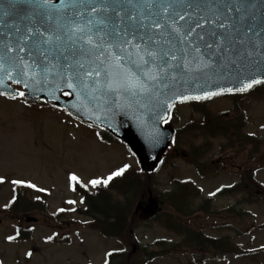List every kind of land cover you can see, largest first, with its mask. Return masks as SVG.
<instances>
[{
  "label": "rangeland",
  "instance_id": "obj_1",
  "mask_svg": "<svg viewBox=\"0 0 264 264\" xmlns=\"http://www.w3.org/2000/svg\"><path fill=\"white\" fill-rule=\"evenodd\" d=\"M207 107L214 115L234 113L231 100L224 96L213 99ZM244 109L249 115L244 133L264 143V98L255 95L247 97ZM174 113L170 125L175 129H181L192 118H198L192 114V107L188 103L175 106ZM221 142L220 139L214 141L213 152L203 161L217 155ZM201 143L198 140L196 145ZM249 148L250 152L258 150L254 146ZM247 155L240 154L230 162L225 160L228 162L225 170L207 177L201 176L185 159L170 157L159 172L154 186L159 198L171 189L174 179L193 181L203 190V197L214 198L218 212L223 213L230 207L237 211L243 209L242 217L220 214L205 221L201 214L200 219L192 222L198 223L206 237H230V243L239 246L240 251L221 256L213 250L211 255H207L203 251L184 247V236L177 237L160 224L150 222L140 225L134 232L139 250L134 255L135 264H264V201L240 206L241 196H216L221 188L231 187L238 182L239 170L245 167L256 169V179L264 184V146L259 148L252 160L246 158ZM125 165L135 169L140 167L136 157L124 145L102 142L92 127L74 120L67 113L51 107L27 106L22 99L0 97V178L3 179L0 182V263L105 264L110 252L127 254L132 247L127 248L120 241L104 239L91 231L88 229L91 222L86 217L70 214L60 223L52 217L65 205L75 208L82 204V199L72 190L70 174H75L85 183L89 179L103 181ZM13 180L30 182L36 188L46 190L37 191L28 187L27 183L20 184L31 199L48 193L49 211L32 214L39 222L29 228V224H25L23 219L20 221V217L12 218L3 213L13 199L16 185L12 183ZM202 200L198 198L195 204L199 205ZM68 201L76 203L69 204ZM29 229L32 231L24 239H7L16 236L19 230L25 233ZM56 234L58 241L49 242V237ZM162 251L172 252L158 256L156 260H148L146 254ZM28 253H31L30 257ZM201 259L203 262H200Z\"/></svg>",
  "mask_w": 264,
  "mask_h": 264
},
{
  "label": "snow or ice",
  "instance_id": "obj_2",
  "mask_svg": "<svg viewBox=\"0 0 264 264\" xmlns=\"http://www.w3.org/2000/svg\"><path fill=\"white\" fill-rule=\"evenodd\" d=\"M32 7L41 18L36 26L0 32V86L7 77L27 88L30 81L42 83L55 72L68 89H83L89 86L88 78H98L103 72L109 77V91L144 93L150 84L159 82L167 87V81L199 71L194 65L214 69L223 67L225 61L237 65L238 79L244 76L248 80L241 91L264 82L246 63L256 51L264 49V25L258 26L256 6L247 0H122L100 5L93 0H32ZM54 19L82 47L66 46L58 31L53 30L50 22ZM82 57L90 61L89 66ZM64 95L71 93L65 91ZM214 95L181 96L180 101L210 99ZM0 96L16 99L25 97L26 92L13 90L10 95L0 91ZM127 167L103 181L89 179L85 183L75 174L69 180L81 187L107 185ZM12 183L36 188L23 180Z\"/></svg>",
  "mask_w": 264,
  "mask_h": 264
},
{
  "label": "trees",
  "instance_id": "obj_3",
  "mask_svg": "<svg viewBox=\"0 0 264 264\" xmlns=\"http://www.w3.org/2000/svg\"><path fill=\"white\" fill-rule=\"evenodd\" d=\"M252 95L264 98V89L259 88ZM252 95L235 96L232 115L224 113L214 116L206 103H192V111L198 114L199 118L191 119L176 132L174 149L177 154L186 153L187 163L193 165L201 176L223 171L228 167V162L225 160L230 162L232 158L246 152L248 153L246 158L252 160L258 154L259 148L264 145L262 141L244 133L247 126L244 101ZM100 134L103 140H112L105 132L101 131ZM215 139L222 140L219 153L203 161L213 151ZM198 140L202 143L197 146ZM249 146H254L258 150L250 152ZM171 156L176 154H167L163 165L167 164ZM156 183V173L149 181L147 175L132 167H127L121 175L113 176L107 185L95 186L94 191L73 182L75 192L82 197L84 204L83 208H76L74 212L91 218V228L102 237L116 239L127 248L131 247V236L140 225L156 222L169 232L184 236V243L189 248H197L203 252L214 249L218 254H235L241 250L239 246L230 243L229 237L219 240L205 237L198 223L192 222L200 219L201 214L202 220L206 221L207 218H217L220 214L242 217L243 212L237 211L234 207L225 209L223 213L218 212L214 206L215 200L202 198V191L191 181L173 180L171 190L160 195V210L152 220L141 214L135 217L137 206L147 203L149 192L153 191L157 195L154 190ZM23 193L21 187L17 186L15 202L10 211L19 215L44 210L45 205L43 207L40 202L30 200ZM219 194L229 197L241 196L240 206L253 205L264 201V185L255 179L253 169L245 167L240 171L238 183L232 188L222 190ZM200 197L203 200L196 205L195 201ZM227 228L232 229L230 226ZM166 254L162 251L146 255L148 260H155L159 258L158 256ZM135 261L134 255L128 260V254L113 252L109 254L107 264H135Z\"/></svg>",
  "mask_w": 264,
  "mask_h": 264
},
{
  "label": "water",
  "instance_id": "obj_4",
  "mask_svg": "<svg viewBox=\"0 0 264 264\" xmlns=\"http://www.w3.org/2000/svg\"><path fill=\"white\" fill-rule=\"evenodd\" d=\"M93 2L100 5L119 3L122 0H93ZM247 3L255 4L256 22L258 26L264 25V0H247ZM40 20L41 18L34 14L32 0H0V32H8L16 27L23 29L25 25L36 26ZM50 23L53 30L61 35L66 46L70 45L77 49L82 47L75 37L69 38L67 31L55 19ZM82 59L86 67L89 66L90 61L83 57ZM246 63L250 68L257 70L252 74L264 81V49L256 51L250 62L246 61ZM91 66L95 67V65ZM195 68L200 70L181 75L175 81H167V87L159 82L150 84L149 90L144 93L128 90L109 91L107 87L109 77L103 72L98 78H88L89 86L83 89L80 87L68 89L61 82L60 77L53 72L42 83L30 81L27 88L23 83H13L5 77V84L0 86V91L11 95L13 90L19 92L16 87H22L26 90V97L30 101H44L48 105L69 112L85 124L106 129L131 148L139 159L142 171L148 174L159 167L163 155L172 143L174 131L168 126H163V122L168 119L171 108L181 102V96L204 97L208 92L216 93L212 97L226 93H245L258 85L254 84L250 89L241 91L248 80L244 79V76L238 79L237 65L228 61L224 62L223 67L214 69L205 68L204 65H194ZM15 71L13 70V75ZM241 79L243 83L240 82ZM229 89L231 91H228ZM65 91L71 93V98L64 95ZM195 100L197 101L190 98L186 101ZM158 208V202L150 194L148 205L139 206L137 210L143 211L151 218ZM27 221L33 222L35 219ZM135 250L134 247L133 252Z\"/></svg>",
  "mask_w": 264,
  "mask_h": 264
}]
</instances>
